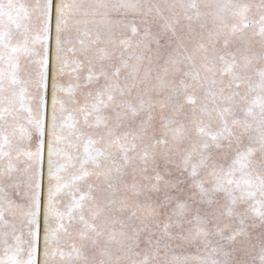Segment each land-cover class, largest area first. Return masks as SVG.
I'll list each match as a JSON object with an SVG mask.
<instances>
[{
  "label": "snow or ice",
  "instance_id": "6c2138e0",
  "mask_svg": "<svg viewBox=\"0 0 264 264\" xmlns=\"http://www.w3.org/2000/svg\"><path fill=\"white\" fill-rule=\"evenodd\" d=\"M0 264H264V0H0Z\"/></svg>",
  "mask_w": 264,
  "mask_h": 264
}]
</instances>
